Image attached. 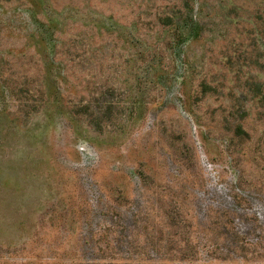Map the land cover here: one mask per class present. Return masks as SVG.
<instances>
[{
    "label": "rangeland",
    "instance_id": "374dc122",
    "mask_svg": "<svg viewBox=\"0 0 264 264\" xmlns=\"http://www.w3.org/2000/svg\"><path fill=\"white\" fill-rule=\"evenodd\" d=\"M188 2L200 38L160 20ZM61 8L62 111L14 233L25 264H264V0Z\"/></svg>",
    "mask_w": 264,
    "mask_h": 264
},
{
    "label": "trees",
    "instance_id": "16d2710c",
    "mask_svg": "<svg viewBox=\"0 0 264 264\" xmlns=\"http://www.w3.org/2000/svg\"><path fill=\"white\" fill-rule=\"evenodd\" d=\"M183 9L160 20L175 35L200 38L193 3ZM61 49V0H0V264L34 256L14 233L24 235L46 182V131L62 111Z\"/></svg>",
    "mask_w": 264,
    "mask_h": 264
}]
</instances>
